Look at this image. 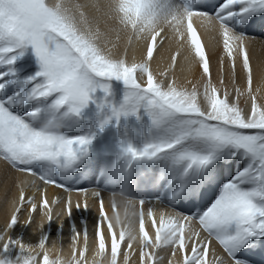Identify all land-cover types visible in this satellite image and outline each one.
<instances>
[{"label":"snow or ice","instance_id":"obj_1","mask_svg":"<svg viewBox=\"0 0 264 264\" xmlns=\"http://www.w3.org/2000/svg\"><path fill=\"white\" fill-rule=\"evenodd\" d=\"M0 188V264H264V0H0Z\"/></svg>","mask_w":264,"mask_h":264},{"label":"bare ground","instance_id":"obj_2","mask_svg":"<svg viewBox=\"0 0 264 264\" xmlns=\"http://www.w3.org/2000/svg\"><path fill=\"white\" fill-rule=\"evenodd\" d=\"M201 35H202L203 41L205 42V44H207L210 40L211 34H205V33L201 32ZM215 61H216V57L213 56V74H214V77L216 75V73H215ZM167 63H168V60H167V58H165L163 61L158 62L157 64H154L153 70L154 71L163 70L164 68H166ZM177 75L180 77L181 82H183L186 77L191 78L193 80L199 78L198 70H196L192 73H189L187 71L181 73V72L177 71ZM255 86H259V85H254V87ZM23 178L27 179L29 181V183L26 185H21V186L25 188V191L28 195H31L32 192L34 191V188L31 186V177H23ZM37 184H39V181H37ZM76 186H79V185H76ZM18 192H19L18 188L12 187L10 189V193H9L10 198H18ZM58 194L65 196V197L68 195L67 193H63L62 190H58V189H55L53 187L48 188L47 197L49 200H51L52 198H54ZM71 195H72L73 202H75L77 199L83 200V198H84L83 194H79L77 192H72ZM88 197H89V204L92 205L91 192L88 193ZM3 198H4V190H3V188H0V200H3ZM37 199H39V196H37ZM106 205H107V198H106ZM96 212H97V207L95 205H93L91 207V211L89 213H87L86 215L95 216ZM74 214L77 216L81 215V213H79V212H75ZM109 214L111 215V212ZM121 218L122 219L124 218L122 208H121ZM37 221H39V217H37ZM3 223H4V216L2 214H0V225H2ZM66 231L67 230H65V232ZM35 238H36L35 236L31 235V230L29 229L28 234H26V236H25V239L35 240ZM64 243H65V249H64L63 255H64V257H68L70 255V249L67 248V236L66 235H65ZM261 257H264V253H257L256 254L257 259H260Z\"/></svg>","mask_w":264,"mask_h":264}]
</instances>
